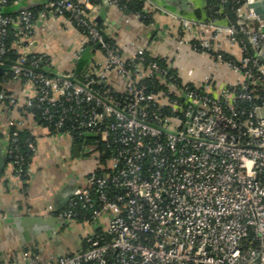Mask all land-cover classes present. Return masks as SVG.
Returning a JSON list of instances; mask_svg holds the SVG:
<instances>
[{
  "label": "built area",
  "instance_id": "built-area-1",
  "mask_svg": "<svg viewBox=\"0 0 264 264\" xmlns=\"http://www.w3.org/2000/svg\"><path fill=\"white\" fill-rule=\"evenodd\" d=\"M8 1L19 7L15 15L0 12V58L15 52L11 78L33 88L23 108L42 107L49 129L73 131L82 154L105 157L51 212L66 222L104 219L105 228L88 234L82 250L42 261L29 256L30 263L264 264V21L246 6L253 0H228L237 27L223 17L226 0L218 20L171 13L194 34L192 50L210 56L200 81L180 62L170 67L148 57L144 46L123 57L96 27L94 0H47L35 12L23 0L0 4ZM46 15L78 29L75 60L88 43L100 50L81 80L44 72L38 66L48 57L25 49ZM219 36L235 55L213 44ZM220 69L230 75L220 78ZM109 71L123 88L112 85ZM0 100L19 104L4 89ZM16 143L7 134L3 152L20 180ZM27 147L34 149L33 139Z\"/></svg>",
  "mask_w": 264,
  "mask_h": 264
},
{
  "label": "crops",
  "instance_id": "crops-1",
  "mask_svg": "<svg viewBox=\"0 0 264 264\" xmlns=\"http://www.w3.org/2000/svg\"><path fill=\"white\" fill-rule=\"evenodd\" d=\"M46 1L23 0L22 4L28 7ZM94 1L98 5L93 14L94 21H101L103 34L118 47L123 57H129L136 47L144 46L148 57L156 58L170 67L180 62L192 68L195 78L200 81L210 56L192 50L190 44L195 40L194 34L183 29L171 13L205 20V0H144L142 10L148 20L109 0ZM25 43V49L29 52L48 57L47 69L72 73L75 63L73 55L79 46V31L73 25H65L62 17H42ZM213 44L230 56L236 54L235 48L223 36H219ZM101 57L100 50L95 49L87 61V71L90 63ZM5 71L0 72V76ZM217 74L220 78V74L230 75L221 69ZM1 79V89L14 94L19 104L12 106L0 100V149L3 150L5 136L11 125L25 128L31 133L34 149L28 162V175L20 180L12 175V167L3 160L0 171V261L3 264H31L29 256H36L42 261L79 250L90 233L84 235L74 232L69 245L66 239L61 241L48 236V241L47 235L72 224L91 226L92 232L102 230L105 220L66 222L57 219L51 212L62 207L78 182L90 170L98 168L102 161L96 159L95 153L88 156L82 154L73 135L50 130L23 108L24 100L33 94L30 84L12 78ZM108 79L117 89L123 88L115 72L109 71ZM76 143L77 153L74 150ZM72 157H81L84 161L77 166L72 165Z\"/></svg>",
  "mask_w": 264,
  "mask_h": 264
},
{
  "label": "trees",
  "instance_id": "trees-1",
  "mask_svg": "<svg viewBox=\"0 0 264 264\" xmlns=\"http://www.w3.org/2000/svg\"><path fill=\"white\" fill-rule=\"evenodd\" d=\"M241 1H244V0H241ZM223 2H224V0H205V7H204L205 18L217 19V20L220 19L221 17L216 15L215 11H216V9L218 8L219 5H222ZM116 3H117V5H119L120 7H122L125 10L136 12L143 20L144 19L148 20L146 18V16H145L146 14L142 10L143 4H144V0H116ZM42 5H43V3L40 2V3L28 6V8L31 9L33 12H35V10H37L38 8H41ZM17 7H19V5L15 7L10 1H8L6 3L0 4V12H2L3 14L15 15ZM197 15H199L198 11H197ZM223 17H226L229 20V17L226 14V11H225V16H223ZM95 24H96V27L101 29V21L99 19H96ZM104 38L111 42V40L108 37H106L105 35H104ZM13 39H14V31L12 29H9V33L7 35V38H6V43L8 45L11 44ZM95 49L96 48H95L93 43H88L81 50V52L79 53L77 59L75 60L74 68L72 69V74L74 75L75 79L81 80L83 78V75L86 72H88L87 69H86V64H87L88 59L91 56V53ZM223 55L226 56V57H231L230 54H227L226 52H223ZM16 57H17V54L15 52L9 51V52H7L5 54V56L0 58V60L14 61ZM43 66H44V68H42ZM38 68H40V69L42 68L44 70V72H46V73L51 72L50 69L46 68L45 64L44 65L40 64L38 66ZM5 70H6L5 73H3V75L0 76V89L3 88V85L1 84V80H2L1 78L3 77L5 79H7V78H11L12 77L11 70L9 68H7ZM154 87L157 90L163 88L162 85L160 86L159 84H155ZM27 110H29L33 114V117L36 119V121L38 123H40L42 125H47L46 121L42 118V115H41L42 107L33 106V107L27 108ZM65 125H66V127H69L68 122H66ZM50 130L56 132V130L53 127H51ZM12 133H15V135L17 137V143H16L17 149H18L17 152L20 153L23 156V162H22L23 171H22L21 177L25 178L27 176V174H25V171L28 168L29 158H30V156L32 154V151H33V150H31V149H29L27 147V142L29 140H32L33 136L31 135V133L27 129L18 128L15 125H11L8 128L7 134L9 136H11ZM73 134H75V132L72 131L71 135H73ZM92 139H94V138H92V137H88L87 138V140H92ZM74 140L76 142H78L79 145L82 142V139L79 136H77L76 134L74 136ZM1 150H2V148L0 149V157H2L3 160L8 162L10 160V158H8L5 155V153L3 152V150L2 151ZM95 156H96L97 160L100 159L101 161H104V159H105L103 154L99 153V152L97 154L95 152Z\"/></svg>",
  "mask_w": 264,
  "mask_h": 264
},
{
  "label": "water",
  "instance_id": "water-1",
  "mask_svg": "<svg viewBox=\"0 0 264 264\" xmlns=\"http://www.w3.org/2000/svg\"><path fill=\"white\" fill-rule=\"evenodd\" d=\"M14 6L16 7L17 5H14ZM246 6L254 12V14L257 16L258 19L264 21V0H253L251 2H248L246 4ZM224 7H225L226 13L229 17V20L237 27L238 24H237V21L235 20L233 14H232V12L229 9L230 8V2L228 0H226L224 2ZM244 40L247 41V38L244 37ZM259 59L261 61H264V56H260ZM11 63H12L11 61L6 60L4 63L0 64V72H3L5 69L9 68ZM73 136H75V134H73ZM74 150H75V153H77V150H78V144L77 143L74 144ZM2 166H3V158L0 157V171H1ZM84 247H85V242L83 241L82 246L79 250H82Z\"/></svg>",
  "mask_w": 264,
  "mask_h": 264
},
{
  "label": "rangeland",
  "instance_id": "rangeland-1",
  "mask_svg": "<svg viewBox=\"0 0 264 264\" xmlns=\"http://www.w3.org/2000/svg\"><path fill=\"white\" fill-rule=\"evenodd\" d=\"M81 161H84V159L81 157H72V165L77 166V164L80 163ZM74 232H79L80 234L85 235L87 233H91L92 228L91 226H81V225H76V224L66 225L62 229H60L58 232H56L55 234L48 233L49 235H47V239L48 241H49V237H52V239L56 238L61 241H63V239H66V242L69 245V243L72 241ZM52 239H50L51 242L53 241Z\"/></svg>",
  "mask_w": 264,
  "mask_h": 264
}]
</instances>
